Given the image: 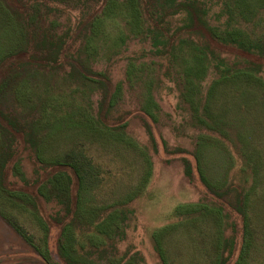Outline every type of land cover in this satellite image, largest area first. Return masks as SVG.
<instances>
[{
  "label": "rangeland",
  "instance_id": "374dc122",
  "mask_svg": "<svg viewBox=\"0 0 264 264\" xmlns=\"http://www.w3.org/2000/svg\"><path fill=\"white\" fill-rule=\"evenodd\" d=\"M181 1L0 0V207L51 264L72 149L101 177L62 223L79 264H264V58L208 46ZM194 1L264 50V0Z\"/></svg>",
  "mask_w": 264,
  "mask_h": 264
},
{
  "label": "trees",
  "instance_id": "16d2710c",
  "mask_svg": "<svg viewBox=\"0 0 264 264\" xmlns=\"http://www.w3.org/2000/svg\"><path fill=\"white\" fill-rule=\"evenodd\" d=\"M178 1L181 0H162L165 5L169 3L173 4ZM176 5L179 9H184L186 12L185 20H187V28L195 27V29L197 28L201 32H205L204 35L208 46L209 43L234 46L237 51H240V53L244 55L253 56L254 54H258L259 57L264 58V50L261 49L259 45L249 40L242 32L238 30H230L221 33L212 26H208L201 17L205 13V6H203L202 3L199 5L194 0H183ZM250 64L253 66L258 65L255 62H250ZM1 90L2 89L0 88V91ZM25 141L31 142L30 137L27 136ZM5 159H0V181L4 191H8L5 187V181L3 178L4 165H2V161ZM60 167L64 169V171H57L50 180V184L56 191H53L56 196V201L58 204L64 205L66 208L63 215L57 219H53L55 223L60 225V236L56 248L58 256H60L66 264H79L84 260L74 255H70L67 252L66 235L68 231L66 226H63L62 223H64L69 216L70 218H79L82 216L81 211L84 210L87 200L92 196L94 190L98 188L101 183L100 170L98 166H96L82 151L73 149L64 154ZM186 173L190 174L189 168ZM12 226L24 239H26V241L30 243L32 242V238H29L22 229L13 223Z\"/></svg>",
  "mask_w": 264,
  "mask_h": 264
},
{
  "label": "crops",
  "instance_id": "0c3cea01",
  "mask_svg": "<svg viewBox=\"0 0 264 264\" xmlns=\"http://www.w3.org/2000/svg\"><path fill=\"white\" fill-rule=\"evenodd\" d=\"M0 220L6 225L9 230L12 231V235L14 237H11L10 239H6L4 241L3 248H1L2 250L0 251V264H51V262L49 261V259L51 258L49 254L50 252L47 246H43L45 251L38 249V251L35 252L31 247H22L20 245L22 243V239L25 241L26 239H24L16 231V229H14V227L12 226V222L8 220V217L5 215L1 207ZM36 259L40 262L36 261Z\"/></svg>",
  "mask_w": 264,
  "mask_h": 264
}]
</instances>
